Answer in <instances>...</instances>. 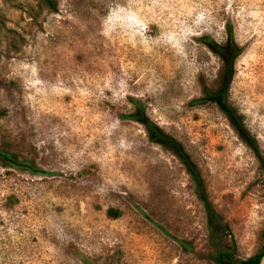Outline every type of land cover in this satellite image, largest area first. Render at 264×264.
<instances>
[{
    "label": "rangeland",
    "instance_id": "374dc122",
    "mask_svg": "<svg viewBox=\"0 0 264 264\" xmlns=\"http://www.w3.org/2000/svg\"><path fill=\"white\" fill-rule=\"evenodd\" d=\"M0 0V264H215L188 172L123 115L141 99L201 167L244 259L261 243L264 169L215 103L222 61L243 48L228 99L264 157V0ZM110 208L121 211L109 215ZM264 264V258L262 263Z\"/></svg>",
    "mask_w": 264,
    "mask_h": 264
},
{
    "label": "trees",
    "instance_id": "16d2710c",
    "mask_svg": "<svg viewBox=\"0 0 264 264\" xmlns=\"http://www.w3.org/2000/svg\"><path fill=\"white\" fill-rule=\"evenodd\" d=\"M52 10H56V0H43ZM228 38L225 43H219L210 35L202 37V41L220 57L222 67L220 72L219 85L216 89L205 88V95L195 99L197 103L212 102L217 104L229 117L239 134L253 148L264 169V157L257 138L250 132L245 124L244 116L229 101L228 92L236 73V63L242 54L243 48L237 43L234 36V27L231 22L227 25ZM132 110L123 116L142 123L151 141L160 144L170 150L184 165L193 184L194 192L201 202L206 214V225L208 230L210 257L215 264H261L264 258V229L261 232V243L257 250L247 258L239 259L235 254L237 242L231 230V226L217 210L208 191L204 173L199 164L186 149L182 141L176 136L164 130L147 113L146 104L138 98L131 100ZM0 160L7 167L27 170L34 174L48 173L36 165L33 161L22 159L8 150L0 149ZM109 215L119 217L121 211L110 208Z\"/></svg>",
    "mask_w": 264,
    "mask_h": 264
}]
</instances>
